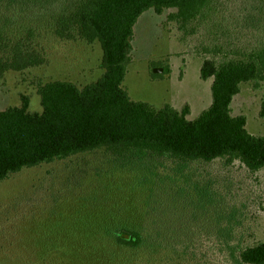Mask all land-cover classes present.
<instances>
[{
	"label": "rangeland",
	"instance_id": "rangeland-1",
	"mask_svg": "<svg viewBox=\"0 0 264 264\" xmlns=\"http://www.w3.org/2000/svg\"><path fill=\"white\" fill-rule=\"evenodd\" d=\"M216 4L215 17L190 35L166 13L139 18L123 81L131 100L188 106V119L210 105L212 79L200 78L201 46L232 51L264 42V24L251 7L256 1ZM43 45L46 64L0 80V110L26 95L29 109L40 111L38 80L83 87L101 76L98 43L46 38ZM263 100L264 82L256 89L244 83L231 103L232 115L245 116L247 131L257 136L264 135ZM158 165H129L99 150L3 180L0 264H237L239 247L264 241V168L251 173L220 160L182 171L169 162ZM122 227L139 230L141 246L118 245L109 232Z\"/></svg>",
	"mask_w": 264,
	"mask_h": 264
},
{
	"label": "trees",
	"instance_id": "trees-1",
	"mask_svg": "<svg viewBox=\"0 0 264 264\" xmlns=\"http://www.w3.org/2000/svg\"><path fill=\"white\" fill-rule=\"evenodd\" d=\"M216 1L0 0V80L7 72L46 64V38L98 43L102 52V74L95 81L78 87L66 80H38L40 111L29 109L26 95L19 105L0 110V182L25 168L99 150L129 165L169 162L178 171L214 160L224 166L239 162L251 173L263 169L264 135L249 133L245 116H233L231 103L242 84L256 89L264 82V42L232 51L201 46L200 78L212 79L211 102L194 119L187 118L188 106L178 110L133 101L123 86L142 15L166 13L168 22L190 35L215 17ZM254 1L260 26L264 0ZM109 233L118 245L133 249L143 241L136 228ZM235 260L264 264V241L239 247Z\"/></svg>",
	"mask_w": 264,
	"mask_h": 264
},
{
	"label": "water",
	"instance_id": "water-1",
	"mask_svg": "<svg viewBox=\"0 0 264 264\" xmlns=\"http://www.w3.org/2000/svg\"><path fill=\"white\" fill-rule=\"evenodd\" d=\"M162 70H163L162 68H161V69H156V68H154V69H153V72H154V73H161Z\"/></svg>",
	"mask_w": 264,
	"mask_h": 264
}]
</instances>
